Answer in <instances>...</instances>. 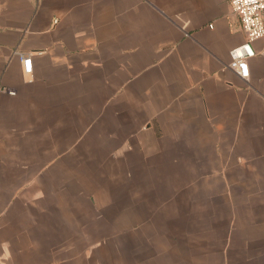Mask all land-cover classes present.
Returning <instances> with one entry per match:
<instances>
[{
  "label": "crops",
  "instance_id": "0c3cea01",
  "mask_svg": "<svg viewBox=\"0 0 264 264\" xmlns=\"http://www.w3.org/2000/svg\"><path fill=\"white\" fill-rule=\"evenodd\" d=\"M230 1L0 0V264H264V39L240 78Z\"/></svg>",
  "mask_w": 264,
  "mask_h": 264
},
{
  "label": "built area",
  "instance_id": "2783aa9c",
  "mask_svg": "<svg viewBox=\"0 0 264 264\" xmlns=\"http://www.w3.org/2000/svg\"><path fill=\"white\" fill-rule=\"evenodd\" d=\"M232 12L239 16L246 34V42L230 52V67L242 79L249 78L248 60L255 56L252 43L264 39V0H231ZM57 21L55 20L54 23ZM25 73L32 71L31 59L22 57ZM14 94V92H10Z\"/></svg>",
  "mask_w": 264,
  "mask_h": 264
},
{
  "label": "rangeland",
  "instance_id": "374dc122",
  "mask_svg": "<svg viewBox=\"0 0 264 264\" xmlns=\"http://www.w3.org/2000/svg\"><path fill=\"white\" fill-rule=\"evenodd\" d=\"M105 228L109 230L108 234H146V222L129 224V226L124 227V229L120 227L118 232H115L114 228L112 229L111 224L92 222L87 224V234H96L100 229Z\"/></svg>",
  "mask_w": 264,
  "mask_h": 264
}]
</instances>
